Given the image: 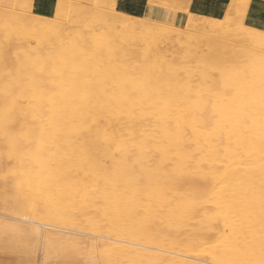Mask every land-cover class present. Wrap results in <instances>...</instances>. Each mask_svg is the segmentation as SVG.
<instances>
[{"label":"bare ground","instance_id":"bare-ground-1","mask_svg":"<svg viewBox=\"0 0 264 264\" xmlns=\"http://www.w3.org/2000/svg\"><path fill=\"white\" fill-rule=\"evenodd\" d=\"M12 1L0 0V198L13 208L0 209L42 223L29 229L43 256L264 264V15L245 21L264 0H194L185 29L116 0H57L52 18ZM5 218L0 250L32 254L27 224Z\"/></svg>","mask_w":264,"mask_h":264},{"label":"rangeland","instance_id":"rangeland-1","mask_svg":"<svg viewBox=\"0 0 264 264\" xmlns=\"http://www.w3.org/2000/svg\"><path fill=\"white\" fill-rule=\"evenodd\" d=\"M5 1V0H4ZM15 1V0H14ZM14 1H12V3H10L9 5L11 6V4L13 5V4H16ZM175 1V3H176V7H174L173 9H169V10H171V11H174L175 13H178L179 15H180V17H179V19H177L180 23H181V28H183V29H185V27H186V23H187V20H188V18H189V16L188 15H190V13H191V7H192V4H193V1L194 0H174ZM20 2H21V4L23 3L24 4V2L21 0H19L18 1V3L20 4ZM18 3H17V6L16 7H22V6H24V5H19L18 6ZM12 7V6H11ZM168 9V8H167ZM186 11H188V12H186ZM255 14L258 16L257 18L256 17H254L253 16V14L251 15V16H247V17H245V21H246V23L248 24V25H257L259 22H262V17H263V15H264V10H262L261 11V9L260 10H255ZM250 15V14H249ZM259 20V21H258ZM47 22V20L46 19H43V20H37L36 21V23L37 24H39L40 23V25L41 24H45ZM70 25V23H67V22H65V25H64V27H65V29H74L73 28V26H72V24H71V27H68ZM67 27V28H66ZM69 31V30H68ZM176 49H177V47H174V49H172L173 50V52H176V54L175 55H178L179 54V48L177 49V51H176ZM182 55V54H181ZM178 56H180V55H178ZM191 65H192V68L194 69V70H197V71H199L200 70V66L199 67H194V66H196V64L195 63H193V62H191ZM220 92H221V90H220ZM0 203L2 204V206L4 207V209H6V210H12V208H13V201H11V200H9V199H4V198H0ZM27 215V214H26ZM26 215H24L23 213H11V212H9V211H5V210H2V209H0V218H5L6 220H9V219H11V220H13V221H15L16 223L17 222H20V223H18V224H20V225H23L24 224V226L23 227H25V225L27 226V227H25V228H23L22 229V232H21V230H19L21 233H25V235H26V237H28L27 235H30L31 237H33L35 234H33V236H32V234H30L31 232H32V230H30L29 228H30V226L29 225H38V226H40V227H43V226H41V222H40V224H39V222H36V220L35 219H30V220H35V222H22L24 219L26 220V218H30L29 216H26ZM13 218V219H12ZM15 219V220H14ZM29 223H31V224H29ZM25 230V231H24ZM29 234H28V233ZM23 233V234H24ZM36 239H30V238H28V244L32 241L34 244H32V242L30 243V244H32V246L31 245H29L30 246V249H32V247H33V249H32V251H33V253L31 254V253H29V255L28 254H26V256H25V254L23 255V254H14V253H11V252H9L8 253V251H7V253H6V251L5 250H0V264H74V263H68L69 261H66V260H63V259H59L58 261H56L55 262V260H57V259H53L52 261L51 260H49L48 261V259L47 258H45L44 256H43V237L42 236H38L37 235V237L39 238V240H38V238L36 237V236H34ZM33 237V238H34ZM29 239H30V241H29ZM42 239V240H41ZM35 240V241H34ZM41 240V241H40ZM42 243V244H41ZM5 244H3L2 246H4ZM36 245V246H35ZM34 247H36V248H34ZM42 247V248H41ZM40 248V249H39ZM36 249H37V251H36ZM4 251H5V253H4ZM35 251V252H34ZM40 252L42 253V254H40ZM30 254H31V256H30ZM40 254V255H39ZM32 255H35V256H32ZM38 257H37V256ZM41 261V262H40ZM100 262H98V264H99ZM80 264V263H79ZM83 264V263H82ZM101 264V263H100Z\"/></svg>","mask_w":264,"mask_h":264},{"label":"crops","instance_id":"crops-1","mask_svg":"<svg viewBox=\"0 0 264 264\" xmlns=\"http://www.w3.org/2000/svg\"><path fill=\"white\" fill-rule=\"evenodd\" d=\"M56 1L57 0H42V8L41 6H38L39 2H37L36 5V0L33 3L37 7V11L39 13L46 17L52 18L56 9ZM223 1L224 0H221V2ZM126 6L130 11L134 10L135 7H140L139 11L142 13V15L148 17L150 16L151 18L159 21H172L177 20L180 17L178 13H175L174 11H171L165 7L151 5L149 3H144L142 6H140V0H116L115 10L124 13Z\"/></svg>","mask_w":264,"mask_h":264}]
</instances>
